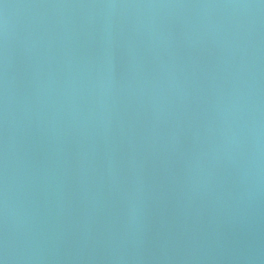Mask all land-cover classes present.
Instances as JSON below:
<instances>
[{"label": "water", "instance_id": "95a60500", "mask_svg": "<svg viewBox=\"0 0 264 264\" xmlns=\"http://www.w3.org/2000/svg\"><path fill=\"white\" fill-rule=\"evenodd\" d=\"M0 264H264V0H0Z\"/></svg>", "mask_w": 264, "mask_h": 264}]
</instances>
